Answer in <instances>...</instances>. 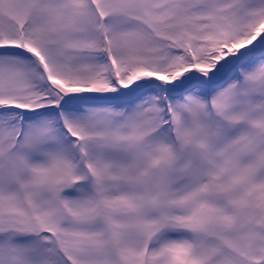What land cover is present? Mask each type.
I'll list each match as a JSON object with an SVG mask.
<instances>
[{"label":"snow or ice","instance_id":"obj_1","mask_svg":"<svg viewBox=\"0 0 264 264\" xmlns=\"http://www.w3.org/2000/svg\"><path fill=\"white\" fill-rule=\"evenodd\" d=\"M0 264H264V0H0Z\"/></svg>","mask_w":264,"mask_h":264}]
</instances>
